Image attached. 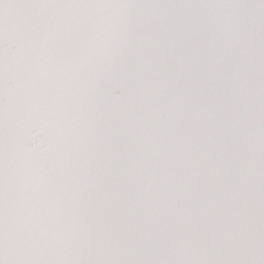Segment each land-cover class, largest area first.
<instances>
[{
  "label": "water",
  "instance_id": "95a60500",
  "mask_svg": "<svg viewBox=\"0 0 264 264\" xmlns=\"http://www.w3.org/2000/svg\"><path fill=\"white\" fill-rule=\"evenodd\" d=\"M0 264H264V0H0Z\"/></svg>",
  "mask_w": 264,
  "mask_h": 264
}]
</instances>
